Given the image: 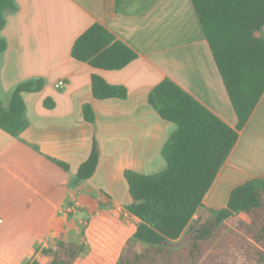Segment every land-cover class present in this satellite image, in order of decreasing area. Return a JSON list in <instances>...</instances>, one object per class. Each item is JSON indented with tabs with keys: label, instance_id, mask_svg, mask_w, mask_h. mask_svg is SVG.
I'll list each match as a JSON object with an SVG mask.
<instances>
[{
	"label": "crops",
	"instance_id": "crops-1",
	"mask_svg": "<svg viewBox=\"0 0 264 264\" xmlns=\"http://www.w3.org/2000/svg\"><path fill=\"white\" fill-rule=\"evenodd\" d=\"M15 1L18 11L7 14L0 33L7 42L0 102L8 106L14 89L29 79L46 83L40 92L23 94L29 126L21 136L0 129V264L43 263L41 251L70 232L69 242L82 243L77 230L84 218L91 248L75 264H116L138 223L126 210L132 198L124 173L164 170L162 150L176 130L149 105V93L170 79L236 128L232 102L191 0ZM94 23L131 47L137 59L114 71L75 60L76 39ZM257 36L264 39V28ZM93 74L126 87L128 97L95 99ZM60 80L66 83L62 89L56 87ZM47 98L53 108L45 107ZM86 104L95 113L94 124L85 120ZM94 139L100 150L97 170L77 185ZM262 178L264 95L203 205L222 210L234 188Z\"/></svg>",
	"mask_w": 264,
	"mask_h": 264
},
{
	"label": "trees",
	"instance_id": "trees-1",
	"mask_svg": "<svg viewBox=\"0 0 264 264\" xmlns=\"http://www.w3.org/2000/svg\"><path fill=\"white\" fill-rule=\"evenodd\" d=\"M120 2L121 0H117ZM225 84L238 125L232 128L170 79L155 86L149 105L161 119L176 125L165 143L163 171L124 173L132 203L126 210L137 218V229L126 241L117 264H264V178L231 191L227 207L203 205L219 171L234 149L240 131L264 95V0H191ZM18 11L15 0H0V33L7 14ZM7 42L0 37V75ZM71 56L95 69L121 70L137 53L100 23L75 41ZM97 100L126 99L124 86L111 85L100 75L91 77ZM45 80L32 78L13 91L8 106L0 102V129L15 138L28 128L24 93L40 92ZM46 108L54 102L47 98ZM85 120L95 123L90 104ZM100 150L93 140L88 159L75 181L81 184L96 172ZM56 162L68 171L66 163ZM143 251L138 254L136 247ZM84 245L59 241L41 254L46 264H75ZM33 264H43L35 260Z\"/></svg>",
	"mask_w": 264,
	"mask_h": 264
},
{
	"label": "rangeland",
	"instance_id": "rangeland-1",
	"mask_svg": "<svg viewBox=\"0 0 264 264\" xmlns=\"http://www.w3.org/2000/svg\"><path fill=\"white\" fill-rule=\"evenodd\" d=\"M163 171V170H162ZM161 172V171H160ZM157 173H159V172H157ZM88 217H90V216H88ZM83 226H82V231L80 230V229H78L77 231H78V238L79 239H81V241H83L82 243H75V244H78V245H84V247H85V250H84V253L86 252H88L89 251V248H91V245H90V243H89V241H88V238H87V234H85L84 232V230L88 227V224H89V221L88 220H86L85 218L83 219ZM81 231V232H80ZM71 234H72V232H70ZM68 234V237L67 238H65L64 240L66 241V242H69L68 241V238L69 239H71L72 237L71 236H73V235H71V234H69V233H67ZM67 239V240H66ZM69 243H73V242H69ZM126 243V242H125ZM125 243H124V245H125ZM56 244V243H55ZM55 244L53 245V247L55 246ZM124 245H123V247H124ZM123 247H122V250H123ZM122 250H121V252L119 253V257H118V260H119V258H120V256H121V253H122ZM136 251H137V253L138 254H141L142 253V251H143V249H142V247L141 246H137L136 247ZM43 256V255H42ZM44 257V256H43ZM45 262H43V264H46L47 262H48V258H46V257H44V259H43ZM118 260H117V262H118ZM77 262V261H76ZM75 262V263H76ZM117 262H116V264H117Z\"/></svg>",
	"mask_w": 264,
	"mask_h": 264
},
{
	"label": "built area",
	"instance_id": "built-area-1",
	"mask_svg": "<svg viewBox=\"0 0 264 264\" xmlns=\"http://www.w3.org/2000/svg\"><path fill=\"white\" fill-rule=\"evenodd\" d=\"M65 81L64 80H60L57 84L56 87L59 89H62L65 86Z\"/></svg>",
	"mask_w": 264,
	"mask_h": 264
}]
</instances>
